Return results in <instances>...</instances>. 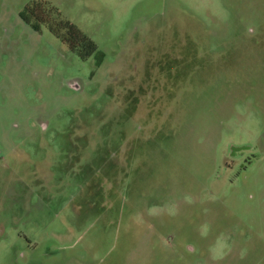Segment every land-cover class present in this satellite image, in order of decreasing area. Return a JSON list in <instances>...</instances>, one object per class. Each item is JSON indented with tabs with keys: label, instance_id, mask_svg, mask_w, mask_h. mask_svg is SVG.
Returning a JSON list of instances; mask_svg holds the SVG:
<instances>
[{
	"label": "rangeland",
	"instance_id": "rangeland-1",
	"mask_svg": "<svg viewBox=\"0 0 264 264\" xmlns=\"http://www.w3.org/2000/svg\"><path fill=\"white\" fill-rule=\"evenodd\" d=\"M33 1L0 0V264H264V0H43L86 60Z\"/></svg>",
	"mask_w": 264,
	"mask_h": 264
},
{
	"label": "trees",
	"instance_id": "trees-1",
	"mask_svg": "<svg viewBox=\"0 0 264 264\" xmlns=\"http://www.w3.org/2000/svg\"><path fill=\"white\" fill-rule=\"evenodd\" d=\"M20 17L35 31H40L44 25L82 60L99 54L97 44L74 23L61 18L57 8L46 1L38 0L27 4L20 12ZM100 61L101 57L96 60L95 65L98 66Z\"/></svg>",
	"mask_w": 264,
	"mask_h": 264
}]
</instances>
